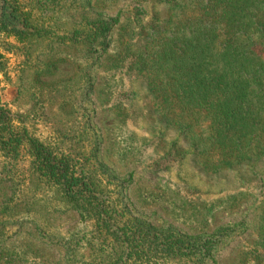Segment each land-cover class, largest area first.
<instances>
[{
  "label": "rangeland",
  "instance_id": "rangeland-1",
  "mask_svg": "<svg viewBox=\"0 0 264 264\" xmlns=\"http://www.w3.org/2000/svg\"><path fill=\"white\" fill-rule=\"evenodd\" d=\"M13 1L34 33L18 39L0 27V100L14 125L93 173L98 191L117 210L124 207L129 219L185 235L226 227L213 237L216 245L204 264H256L249 252L264 230L259 179L245 176L242 183L229 177L232 183L221 193L208 185L216 175L191 153L162 168L157 100L147 82L128 68L117 69L93 46L101 22L112 26L102 35L107 53L130 36L136 42L133 33L157 24V0ZM240 193L237 202L219 203ZM211 203L216 205L209 216ZM124 247L73 210L58 187L38 178L25 150L17 160L0 151V264L188 262L152 253L155 258L144 263L134 253L123 256Z\"/></svg>",
  "mask_w": 264,
  "mask_h": 264
},
{
  "label": "trees",
  "instance_id": "trees-1",
  "mask_svg": "<svg viewBox=\"0 0 264 264\" xmlns=\"http://www.w3.org/2000/svg\"><path fill=\"white\" fill-rule=\"evenodd\" d=\"M0 16L4 18L0 27L18 39L34 35L13 0H0ZM100 25L92 35L93 46L117 69L128 68L146 81L149 94L157 100V152L162 168L182 162L191 153L207 173L216 175L209 180L210 189L227 192L230 178L244 183L245 176L258 178L264 186V0H157V24L133 33L136 42L130 36L109 53L102 35L112 26ZM24 150L32 158L36 176L58 187L82 218L93 220L96 229L124 245L125 257L134 253V260L145 263L157 255L204 264L214 251L213 237L226 228L185 235L156 231L127 218L124 207L117 210L98 191L93 173L69 155L29 137L23 127L14 125L0 100V151L17 160ZM97 167L105 173L100 164ZM240 198L241 193L227 195L219 203L228 205ZM259 203L264 206V200ZM215 205L208 206L209 216ZM261 221L264 226V208ZM249 254L253 262L264 264V230Z\"/></svg>",
  "mask_w": 264,
  "mask_h": 264
}]
</instances>
